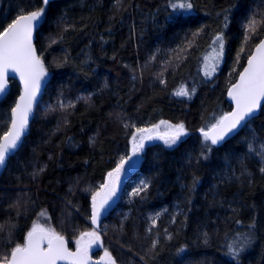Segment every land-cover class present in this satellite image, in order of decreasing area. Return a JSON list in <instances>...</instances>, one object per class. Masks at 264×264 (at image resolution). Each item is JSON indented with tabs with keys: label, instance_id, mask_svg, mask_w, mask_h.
Returning <instances> with one entry per match:
<instances>
[{
	"label": "trees",
	"instance_id": "16d2710c",
	"mask_svg": "<svg viewBox=\"0 0 264 264\" xmlns=\"http://www.w3.org/2000/svg\"><path fill=\"white\" fill-rule=\"evenodd\" d=\"M190 2L191 10L169 0L47 3L35 47L50 79L0 176V259L23 244L42 210L69 241L89 231L91 198L127 158L132 133L167 121L188 135L171 148H145L101 222L105 250L117 264H264V104L219 147L201 131L230 110L226 91L264 35V0ZM44 5L0 0V31ZM250 19L257 25L245 43ZM181 88L189 95L174 94ZM18 94L10 81L0 96V136ZM229 244L242 246L236 260Z\"/></svg>",
	"mask_w": 264,
	"mask_h": 264
},
{
	"label": "snow or ice",
	"instance_id": "6c2138e0",
	"mask_svg": "<svg viewBox=\"0 0 264 264\" xmlns=\"http://www.w3.org/2000/svg\"><path fill=\"white\" fill-rule=\"evenodd\" d=\"M47 4L48 0H44ZM169 4L173 9L191 10L193 5L190 0H180L173 3L169 0ZM45 12L44 8L31 11L27 14L20 13L3 31H0V93L5 91L7 83V74L9 71L19 75L24 91L12 108L11 123L8 130L0 136V168L6 165L8 158L19 148L21 138L26 131L29 114L32 111L33 102L36 94L40 90L41 81L46 76L44 64L41 58L36 54V50L32 44V33L36 24L39 23ZM264 24V21H261ZM257 25L255 19H250L245 25V43H247L249 32L253 31ZM213 44L218 45L213 48L216 53L213 59L219 58L222 54L224 46V38L217 35ZM243 51V49H241ZM207 60L208 57H205ZM215 68H213V71ZM206 76L210 78L211 72H206ZM163 83V81H161ZM177 96H188L189 93L181 88L174 93ZM230 98L235 102V109L222 116L207 131L201 130L205 141H210L212 145L225 139L230 133H233L238 127L245 126L254 113L262 107L264 101V39L256 45L255 52L249 56L248 65L240 74L239 82L232 86L229 90ZM166 124L165 121H161ZM155 127H159L156 125ZM170 133L164 140V143L171 147L176 144L180 137L186 135L183 124L168 125ZM141 135L138 142L133 137V155H137L144 147L145 139H152V129H137ZM251 152L252 145H248ZM261 158L264 159V149L261 150ZM131 160V157L128 158ZM128 161L124 158L117 165L113 172H110L109 178L111 185L106 184L104 187L108 190L106 195L99 204L96 203L97 193L93 196V209L91 222L96 225L100 216V209L107 204L108 199L115 193V183L119 180V174L124 169L125 163ZM42 171V170H41ZM264 172V167H261ZM147 188L144 183L141 188L134 190L133 195L139 194L140 191ZM42 216L45 213H41ZM250 228L254 225H250ZM206 235V234H205ZM84 236L90 237L86 245H81V240H77V250L71 252L65 245L64 238L58 235L54 229L46 228L40 224L34 223L32 229L27 233L23 244H16L10 251L9 255L0 259V264H57L58 261H68L69 264H87L88 248L91 243L99 240V235L95 230L84 233ZM251 233L245 235V242L249 241ZM46 244V247L44 245ZM155 247V242L153 244ZM230 255L234 260L237 259L242 246L235 247L228 245ZM109 264H116L113 257L106 251Z\"/></svg>",
	"mask_w": 264,
	"mask_h": 264
},
{
	"label": "water",
	"instance_id": "95a60500",
	"mask_svg": "<svg viewBox=\"0 0 264 264\" xmlns=\"http://www.w3.org/2000/svg\"><path fill=\"white\" fill-rule=\"evenodd\" d=\"M52 1H56V0H48V3L52 2ZM46 5L45 4L44 6H42V8L46 9ZM43 17V16H42ZM41 20L42 18L40 19L39 23L36 24V26L34 27L33 29V33H32V44H33V47L35 48L36 50V47H35V34H36V30L38 29L40 23H41ZM261 39H264V35L262 36ZM260 39V40H261ZM260 40L256 43V45L260 42ZM256 45L253 47L250 55L252 53L255 52V48H256ZM36 54H37V51H36ZM38 55V54H37ZM249 55V56H250ZM248 59L249 57L247 58L242 70L239 72L237 78L235 79V81L228 87L227 91H226V101L229 103L230 105V110L225 114H229L231 113L236 105H235V102L230 98L229 96V90L232 88L233 85H235L236 83L239 82V79H240V74L243 72L244 68L247 67L248 65ZM45 68V66H44ZM45 72H46V76L43 78V80L41 81V87H40V90L37 92L36 94V99L35 101L33 102V106H32V111L31 113L29 114V118H28V124H27V128H26V131L25 133L23 134L22 138H21V142H20V146L23 142V140L25 139V137L28 135V132H29V129H30V125L33 121V118H34V115H35V111H36V108H37V105L38 103L40 102L41 98H42V95L44 93V90L48 84V81L50 79V73L48 72V70L45 68ZM10 81H15L17 83V85L19 86V94L15 100V103H14V106L16 105V102L19 100V97L21 96V94L23 93L24 91V86L23 84L21 83V80H20V77L18 74L14 73V72H11L9 71L8 74H7V83H6V87H5V91L3 93H0V96H3L7 91H8V88H9V82ZM262 103V106L264 104V101L261 102ZM262 108V107H261ZM261 109L258 110L256 113H254L253 117H251L249 119V121L247 122V124L252 121L254 118H256L259 113H260ZM223 115V116H225ZM11 117H12V110H11V113H10V123H11ZM246 124V125H247ZM9 127H10V124H9ZM8 127V128H9ZM244 126L242 127H238L233 133H230L228 136L225 137L224 140L218 142V144L216 145H213L214 147H219L221 146L222 144H224L226 141L230 140L231 138H233L237 133H239V131H241V129H243ZM8 130V129H7ZM207 131V130H206ZM210 142V141H208ZM19 146V148H20ZM18 148V149H19ZM18 149L15 151V153L18 151ZM14 153V154H15ZM12 154V155H14ZM11 155V156H12ZM10 156V157H11ZM9 157V158H10ZM8 158V159H9ZM8 161V160H7ZM7 163V162H6ZM6 166V165H5ZM5 166H3L2 168H0V176L5 168ZM130 177V176H129ZM129 177H127L126 179L120 181L118 184H115V193L113 195H111L110 199H108V202L107 204L104 205V207L102 209H100V216H99V219H98V222L96 225H93L92 222H91V216H92V209H93V196L96 195L97 193H99L98 196H96V203L99 204L101 202V200L106 196L108 195V190L104 187V185L106 184L107 181H105L104 185L92 196L91 198V213H90V225L91 227H93L95 230H99L100 228V225H101V222L102 220L106 217V215L108 214V212L116 206V204L118 203V200H119V197L124 189V186L126 184V182L128 181ZM27 236V235H26ZM26 238V237H25ZM64 238V237H63ZM25 240V239H24ZM64 241H65V245L67 246L68 250L71 251V252H75L77 250V248L75 249H71L68 245V242L66 241V239L64 238ZM24 243V242H23ZM44 247H46V244L44 245ZM57 264H69L68 261H58ZM87 264H109L108 262V259L107 257L105 256H101L97 259L93 258L89 253H88V260H87ZM117 264V263H116Z\"/></svg>",
	"mask_w": 264,
	"mask_h": 264
},
{
	"label": "rangeland",
	"instance_id": "374dc122",
	"mask_svg": "<svg viewBox=\"0 0 264 264\" xmlns=\"http://www.w3.org/2000/svg\"><path fill=\"white\" fill-rule=\"evenodd\" d=\"M208 57H209L207 59V61H209V64L208 65L211 66L215 62L212 63L211 57L210 56H208ZM210 71H213V69H210ZM165 122H166V124H162L161 121H160V122H158L157 124H155L153 126H150L148 128H144V129H149V128L152 129V137L153 138L152 139H145L144 140V147L140 150V152L137 155H133V151H132L133 142H134L133 141V137L135 136L136 137V142H138L139 139H140V137H141V135H146V134L145 133H139L137 131H134L132 133V135L130 136V139H129V152H128V156L125 159L128 162L125 163L124 169L119 174V179H122V180L123 179H126L127 177H129L135 171V169L138 167L139 163L141 162V160H142V154H143L145 148L148 145L158 143V144L163 145L166 148H171V147H174L175 145H177L181 140H183L188 135V132L185 129L186 135L180 137V139L177 141L176 144L172 145L171 147H168L164 143V140L167 138L168 134L170 133V129H169L168 125H173L174 126V125L182 124V123H171V122H167V121H165ZM156 125H159V127H155ZM129 157H131V160H128ZM113 171H111V172H113ZM106 180L109 181V182H112V181H110L109 175H107ZM42 212L45 213L44 216L41 215ZM34 223H37V224H40V225H42V226H44L46 228H51L52 229V227L50 225L49 215H48V213L45 210H42L37 215V218L34 220L33 224ZM33 224L31 225L30 230L32 229ZM93 230H95V229L93 227H91V229L89 231H86L84 233L92 232ZM95 231L99 235V231L98 230H95ZM84 233H81L74 240H70L69 241V240L66 239V241L68 242V244L70 245L71 248H73V249L77 248V243H76L77 240H81V245L82 246L83 245H86L89 242L90 237L84 236ZM92 250H96L98 252L97 258H99L101 256H105L106 250H105L104 246L102 245V241H101V236L100 235H99V240L96 241V242H94V243H91V246L88 248V251L89 252H91Z\"/></svg>",
	"mask_w": 264,
	"mask_h": 264
},
{
	"label": "flooded vegetation",
	"instance_id": "af4514ba",
	"mask_svg": "<svg viewBox=\"0 0 264 264\" xmlns=\"http://www.w3.org/2000/svg\"><path fill=\"white\" fill-rule=\"evenodd\" d=\"M123 180H124V179H123ZM120 181H122V179H119L115 184H118ZM111 183H112V182H109V181L106 182V184H109V185H111ZM106 184H105V185H106Z\"/></svg>",
	"mask_w": 264,
	"mask_h": 264
}]
</instances>
